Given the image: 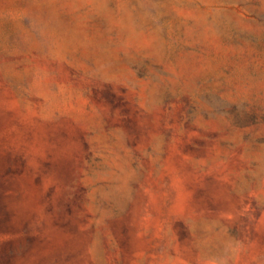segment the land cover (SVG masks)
I'll use <instances>...</instances> for the list:
<instances>
[{
	"label": "rangeland",
	"instance_id": "374dc122",
	"mask_svg": "<svg viewBox=\"0 0 264 264\" xmlns=\"http://www.w3.org/2000/svg\"><path fill=\"white\" fill-rule=\"evenodd\" d=\"M0 264H264V0H0Z\"/></svg>",
	"mask_w": 264,
	"mask_h": 264
}]
</instances>
